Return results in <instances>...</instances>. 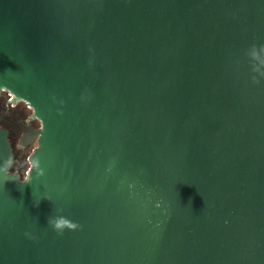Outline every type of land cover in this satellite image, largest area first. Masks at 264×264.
Listing matches in <instances>:
<instances>
[{
    "label": "water",
    "instance_id": "water-1",
    "mask_svg": "<svg viewBox=\"0 0 264 264\" xmlns=\"http://www.w3.org/2000/svg\"><path fill=\"white\" fill-rule=\"evenodd\" d=\"M261 60L264 0H0V264H264Z\"/></svg>",
    "mask_w": 264,
    "mask_h": 264
},
{
    "label": "flooded vegetation",
    "instance_id": "flooded-vegetation-1",
    "mask_svg": "<svg viewBox=\"0 0 264 264\" xmlns=\"http://www.w3.org/2000/svg\"><path fill=\"white\" fill-rule=\"evenodd\" d=\"M39 126V120L32 116V110L27 103L15 100L7 90L0 91V128L7 131L13 155L9 171L20 177L26 174L30 150L36 145L34 132Z\"/></svg>",
    "mask_w": 264,
    "mask_h": 264
},
{
    "label": "clouds",
    "instance_id": "clouds-1",
    "mask_svg": "<svg viewBox=\"0 0 264 264\" xmlns=\"http://www.w3.org/2000/svg\"><path fill=\"white\" fill-rule=\"evenodd\" d=\"M252 55H253V56L256 55L255 51H253ZM261 63H264V60H261ZM27 180H28L27 177H24V178H22V179H19V178H18V181H21V182H25V181H27ZM49 222H50V224H52V225L55 227V229H57V230H62L63 227H64L65 225H68V226H70V227H75V226H76V225H74V224L69 223L67 220H65V219L62 218V217H61V218H55V219H52V220H50Z\"/></svg>",
    "mask_w": 264,
    "mask_h": 264
},
{
    "label": "rangeland",
    "instance_id": "rangeland-1",
    "mask_svg": "<svg viewBox=\"0 0 264 264\" xmlns=\"http://www.w3.org/2000/svg\"><path fill=\"white\" fill-rule=\"evenodd\" d=\"M35 147V145H33V148ZM30 151H32V150H30ZM31 153V152H30ZM28 167H29V162H28V160H27V167L25 168V169H28Z\"/></svg>",
    "mask_w": 264,
    "mask_h": 264
},
{
    "label": "built area",
    "instance_id": "built-area-1",
    "mask_svg": "<svg viewBox=\"0 0 264 264\" xmlns=\"http://www.w3.org/2000/svg\"><path fill=\"white\" fill-rule=\"evenodd\" d=\"M28 169H29V168H28ZM28 169H26V173H27ZM25 175H26V174H25Z\"/></svg>",
    "mask_w": 264,
    "mask_h": 264
}]
</instances>
